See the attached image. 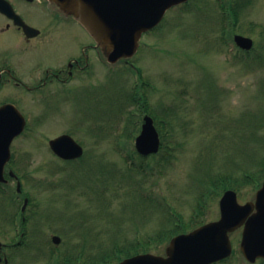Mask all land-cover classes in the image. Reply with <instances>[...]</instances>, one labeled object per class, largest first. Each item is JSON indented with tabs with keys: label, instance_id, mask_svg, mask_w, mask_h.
I'll list each match as a JSON object with an SVG mask.
<instances>
[{
	"label": "rangeland",
	"instance_id": "rangeland-1",
	"mask_svg": "<svg viewBox=\"0 0 264 264\" xmlns=\"http://www.w3.org/2000/svg\"><path fill=\"white\" fill-rule=\"evenodd\" d=\"M231 1L193 0L190 6L168 13L160 30L143 37L139 51L128 60L141 68L140 76L149 83L145 92L150 105L168 113L169 118L166 119L172 122L176 133L172 140L175 145L172 160L159 166L153 178L144 179L149 186L156 184L153 196L166 198L190 229L220 218L219 203L227 189L215 185V182L243 181L244 175L258 169V163L264 160V66L253 63L247 65L243 58L235 61L234 56L237 57L239 51L233 43L235 34L249 37L256 45L249 58L255 59L264 54V0H253L252 4L239 9L241 12L237 24H234L233 15L228 10ZM14 2L16 10L27 21L43 25L44 20L35 11H29L23 1ZM17 39L11 32L0 36V51L12 52L18 65L17 70L28 72V68L35 62L47 61L40 56L45 51L43 36L31 45H23ZM103 59L95 75L83 81V88L88 84L91 87L92 84L98 90L90 93L91 98H80L82 104H76L73 99H63L60 87L57 86L52 91L59 90L55 92H60V95L51 108L46 107L44 100L33 94L16 92L13 86H6L0 91V102L13 95L11 99L25 103L21 110L29 114L30 119L24 135L12 145L13 169L27 179L22 184L37 206L38 222L50 221L40 212H52L55 217L65 212L64 220L68 221L69 215L77 210L76 204L73 211L66 210V204L55 197L56 191L48 188L46 183L43 187H38V184L49 179L59 184L55 188L64 194L66 190L62 187L68 189L69 184L63 186L61 181H79L75 193H79L78 206L81 208L78 210L82 214L78 217L81 220L83 216L88 223L94 221L96 216V225L100 226L95 228L96 232L105 238H147L160 228L163 214L159 210L143 207L140 213L134 212L127 205L131 202H127L126 188L118 189L120 184L114 175H110L111 170L107 176L87 173V162L92 164L93 171L102 165L108 169L114 163L109 169L119 167L124 170L120 156L123 154L119 151L121 147L134 148V140L121 137L130 124L127 115L119 111L118 107L121 99L135 85H140L141 80H137L131 73H128L129 76L116 73L109 80ZM115 66L116 69L132 68L126 60ZM133 108L126 103L124 111L129 113ZM162 111L158 114L161 115ZM111 115L114 117L110 123ZM132 120L131 126L138 130L140 115H133ZM169 128L170 125L165 124L166 132ZM111 129L112 137L108 138ZM93 130H106L107 133L101 131L96 136ZM66 131H70L84 145L87 153L84 161L74 165L65 164L51 154L49 138ZM100 141L103 144L99 146L97 143ZM121 141L126 145H120ZM109 180L113 187L109 186ZM119 181L122 187L126 186L124 181ZM260 181L263 183L264 177ZM104 184V188H111L113 204L110 208L107 206L109 198L106 193L105 211L101 215V205L87 201L86 191ZM231 186L228 189H238L241 204L254 201L257 192L255 183L246 181V184L232 183ZM15 188L13 183L8 186V190ZM100 190H104L102 186ZM15 206L18 205L9 209L6 220L15 212ZM6 220L4 223L9 224ZM88 226L91 224L88 223ZM4 231L5 237L8 234L11 236V230L5 228ZM241 233L242 229L232 235L236 256L227 263L218 264H248L240 252ZM4 241L9 242V239ZM166 243L152 253L164 255ZM17 254L21 259L24 258L22 254ZM256 264L261 263L257 261Z\"/></svg>",
	"mask_w": 264,
	"mask_h": 264
},
{
	"label": "water",
	"instance_id": "water-1",
	"mask_svg": "<svg viewBox=\"0 0 264 264\" xmlns=\"http://www.w3.org/2000/svg\"><path fill=\"white\" fill-rule=\"evenodd\" d=\"M68 14L80 17L108 54L111 63L132 57L142 34L157 26L171 7L188 0H52ZM0 11L18 19L12 6L0 0ZM23 24V23H22ZM25 26V25H24ZM28 31L34 29L25 26ZM243 49L250 50L253 41L242 36L235 38ZM137 148L143 155L156 153L160 147L159 134L151 118L145 119ZM26 121L13 105L0 108V182L11 157V144L24 130ZM52 149L64 159L82 156L83 149L71 137L62 136L50 142ZM20 190V186H19ZM254 207L257 212L251 217ZM220 221L175 238L167 248V257L151 254L136 256L121 264H213L231 255L228 234L245 225L242 251L255 262L264 258V186L257 194L256 205L241 206L236 193L229 191L221 201Z\"/></svg>",
	"mask_w": 264,
	"mask_h": 264
},
{
	"label": "flooded vegetation",
	"instance_id": "flooded-vegetation-1",
	"mask_svg": "<svg viewBox=\"0 0 264 264\" xmlns=\"http://www.w3.org/2000/svg\"><path fill=\"white\" fill-rule=\"evenodd\" d=\"M14 1H12V5L16 11ZM18 1H23L29 7V11H35V14L38 13L44 20L43 25H35L16 11L26 24L39 29L40 33L36 37L29 38L23 28L15 24V21L0 14L2 21H0V26L5 24L0 29V36L13 32L23 45L36 44L38 39L43 36L45 51L40 53V56L47 60L45 62L47 64L41 63L42 61L35 62L28 68V72H20L17 70L18 65H16L12 52L1 50L0 91L7 85L18 87L23 85L33 92L44 87L46 95H52L53 86H60L69 91L67 86H72L71 91H74L85 77H92L96 72L101 53L96 41L83 29L79 21L73 16L63 13L59 7L48 0ZM25 80L40 84L31 88L25 84ZM133 245L127 243L129 247L124 249L125 256L127 255L128 258L132 257L134 252V248L131 247ZM139 250L141 251V248Z\"/></svg>",
	"mask_w": 264,
	"mask_h": 264
},
{
	"label": "trees",
	"instance_id": "trees-1",
	"mask_svg": "<svg viewBox=\"0 0 264 264\" xmlns=\"http://www.w3.org/2000/svg\"><path fill=\"white\" fill-rule=\"evenodd\" d=\"M253 0H242V1H232L228 4V10L230 12V14H232L233 16V20H234V24H237L238 22V18H239V14L241 12V10L239 9H243L244 7L248 6L249 4H252ZM227 10V12H228ZM250 53H246L243 56V60L244 62H247V65H253L254 63H256V61L259 64H263L264 65V54H260L257 58H249L250 57ZM255 60V61H254ZM253 63V64H252ZM246 64V63H245ZM163 145H162V149L161 152L162 153H169L170 152V146H171V142L168 140L171 137H174L175 135L171 133V135L167 134V133H163ZM162 162L158 161L156 164L160 165ZM129 171H127V175L123 176V180L127 181L130 183V199L135 202L138 203L136 206L134 207H146V208H153V209H157V210H161L164 211V209L168 210V204L165 202L166 198H164L163 200L159 197V196H153V192L155 189V185H150L148 186L145 179L146 177H153L156 174V169L157 167L153 164H142L140 163H136L134 162L132 164L131 168H128ZM134 173L136 175H134ZM141 178H138V177ZM146 176V177H145ZM264 177V160H261L258 163V169H253V171L250 173H246L244 175L243 181L240 180H235L234 181H230V180H222V182L220 184H217V182H215V185H220L222 187H224L225 189L231 188V184L232 183H236V185L238 184H246L247 182H259L261 178ZM147 178V179H148ZM170 208V206H169ZM189 225L185 224L183 222V220H177V219H169L168 221H163L162 227L160 229H158L157 231H155L152 235L148 236V240L146 243H144L146 245L147 251H151V249L154 247V243H162V242H166L169 241L173 236L177 235L178 233L181 232H185L187 230ZM136 249V248H135ZM119 253L122 254V252L120 250H118ZM118 256L117 254L115 255V257ZM113 257L110 255L105 256V258H101V260L103 262H105V264H108V262H110V259H112ZM116 259V258H114Z\"/></svg>",
	"mask_w": 264,
	"mask_h": 264
}]
</instances>
